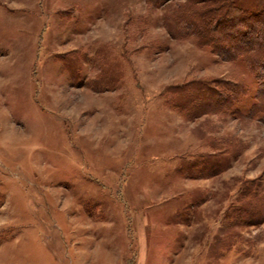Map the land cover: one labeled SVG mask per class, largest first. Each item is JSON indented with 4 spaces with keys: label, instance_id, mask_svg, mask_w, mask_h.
<instances>
[{
    "label": "rangeland",
    "instance_id": "1",
    "mask_svg": "<svg viewBox=\"0 0 264 264\" xmlns=\"http://www.w3.org/2000/svg\"><path fill=\"white\" fill-rule=\"evenodd\" d=\"M166 12L0 0V264H264V219L236 212L264 182L262 83ZM218 79L247 88L238 110L174 107L177 84Z\"/></svg>",
    "mask_w": 264,
    "mask_h": 264
},
{
    "label": "trees",
    "instance_id": "2",
    "mask_svg": "<svg viewBox=\"0 0 264 264\" xmlns=\"http://www.w3.org/2000/svg\"><path fill=\"white\" fill-rule=\"evenodd\" d=\"M148 1L165 7V24L174 36L192 37L223 60L235 62L242 57L261 81L264 96V5L258 12L249 13L236 0ZM246 92L240 81L220 79L189 80L172 90L174 107L193 114L238 110ZM257 111H264V100ZM242 194L248 199L236 208L239 222L260 223L264 219V182L245 184Z\"/></svg>",
    "mask_w": 264,
    "mask_h": 264
}]
</instances>
